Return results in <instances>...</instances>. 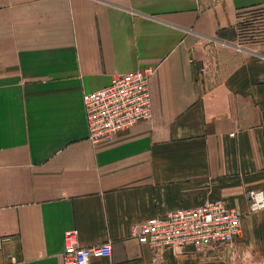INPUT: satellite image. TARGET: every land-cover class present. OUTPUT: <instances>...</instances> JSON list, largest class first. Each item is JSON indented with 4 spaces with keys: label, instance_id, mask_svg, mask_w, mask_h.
Segmentation results:
<instances>
[{
    "label": "crops",
    "instance_id": "crops-1",
    "mask_svg": "<svg viewBox=\"0 0 264 264\" xmlns=\"http://www.w3.org/2000/svg\"><path fill=\"white\" fill-rule=\"evenodd\" d=\"M264 0H0V264H62L63 234L111 241L91 264H148L130 226L221 199L241 234L160 264H264ZM264 26V23H263ZM151 67L152 117L92 145L82 94Z\"/></svg>",
    "mask_w": 264,
    "mask_h": 264
},
{
    "label": "built area",
    "instance_id": "built-area-1",
    "mask_svg": "<svg viewBox=\"0 0 264 264\" xmlns=\"http://www.w3.org/2000/svg\"><path fill=\"white\" fill-rule=\"evenodd\" d=\"M153 69L139 68L115 73L108 85L82 94L88 139L92 145L113 141L119 133L152 117L149 80ZM248 211L264 208L262 189L246 191ZM131 235L154 253L148 264H160L159 253L185 244L221 246L241 234L240 215L225 200L216 199L189 208H175L163 216L130 226ZM112 243L81 246L75 228L64 231L62 264H91L94 258L110 256Z\"/></svg>",
    "mask_w": 264,
    "mask_h": 264
},
{
    "label": "rangeland",
    "instance_id": "rangeland-1",
    "mask_svg": "<svg viewBox=\"0 0 264 264\" xmlns=\"http://www.w3.org/2000/svg\"><path fill=\"white\" fill-rule=\"evenodd\" d=\"M244 21V32L249 35L250 39L253 38L251 42H263V40H260L263 36L261 34L264 31V17L262 13L256 9V12L250 13Z\"/></svg>",
    "mask_w": 264,
    "mask_h": 264
}]
</instances>
